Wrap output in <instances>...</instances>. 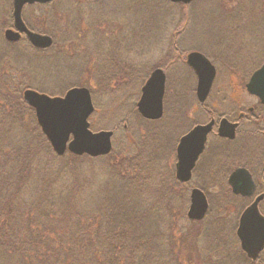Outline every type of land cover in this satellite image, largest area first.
Wrapping results in <instances>:
<instances>
[{
	"label": "rangeland",
	"instance_id": "1",
	"mask_svg": "<svg viewBox=\"0 0 264 264\" xmlns=\"http://www.w3.org/2000/svg\"><path fill=\"white\" fill-rule=\"evenodd\" d=\"M259 1L195 0L192 6H184L168 4L167 0H53L48 5H27L22 12L24 21L35 32L53 38L50 47L34 52L26 40L10 45L6 39L5 30L14 22L13 0H0V61L5 58L16 62L15 68H7L12 74V89L7 85L6 89L15 93L21 88L24 93L30 88L63 96L72 87H88L95 105L90 116L91 129L114 131L112 158L120 151L126 156L128 151L124 148L131 149L135 141L146 143L147 151L159 147L163 155H158L156 162L159 166L166 165L162 179L168 178L165 174H171L168 166L172 163L169 150L174 135L173 113L191 93L176 101L177 98L172 99L174 90L169 88L164 119L150 122L136 111L140 89L153 68L163 66L169 59L175 61L172 63L175 67L170 69L168 86L189 87L194 80L190 70L183 67V61L191 51L204 52L215 59L223 57L219 59L220 66H241L247 73L257 58L255 53L259 60L264 58V9ZM83 16L89 25L85 32L79 27ZM119 67L126 70L125 79H121ZM132 68L136 75L131 78ZM66 154L76 155L69 150ZM93 168L90 162H82L80 167L83 173H89L87 176L92 175ZM209 211L210 218L213 211ZM222 215L234 217L230 210ZM164 222L167 227L168 220ZM225 224L222 219H209L198 225L180 223L186 233L198 230L195 233L198 239L192 245L182 237L180 242L184 243L172 249L171 240L162 237L165 263L182 260V264H187V259L197 258L200 259L197 264H250L240 255L237 244L233 241L224 244L220 240L223 239L220 230ZM187 236L191 238L193 234ZM190 246L195 251L194 257L188 253Z\"/></svg>",
	"mask_w": 264,
	"mask_h": 264
},
{
	"label": "trees",
	"instance_id": "2",
	"mask_svg": "<svg viewBox=\"0 0 264 264\" xmlns=\"http://www.w3.org/2000/svg\"><path fill=\"white\" fill-rule=\"evenodd\" d=\"M15 63L0 61V264H166L161 238L173 249L198 230L186 233L177 223L172 190L179 186L169 173L162 179L157 151L135 141L126 156H57L23 89H6ZM118 71L125 79L126 70Z\"/></svg>",
	"mask_w": 264,
	"mask_h": 264
},
{
	"label": "flooded vegetation",
	"instance_id": "3",
	"mask_svg": "<svg viewBox=\"0 0 264 264\" xmlns=\"http://www.w3.org/2000/svg\"><path fill=\"white\" fill-rule=\"evenodd\" d=\"M50 2H36L27 5L42 6L48 5ZM194 2L195 0H192L188 4H174L192 6ZM259 4L262 5L264 9V0H260ZM27 5H25V7ZM79 21L80 31L85 32L88 30L89 25L84 22V16L81 17ZM27 26L34 32L33 27H31L29 23ZM13 27L14 24H11L10 28ZM24 40H26L28 44L31 43L27 35L23 34L19 41L14 43L10 42V45L22 41L24 42ZM172 52H175V50ZM188 54H190V52H188L187 55ZM203 54L205 53L203 52ZM186 56L183 61V67L190 70L194 83L189 87L168 86L170 69H174L175 66L172 63L175 61L169 59L163 66H157L156 68L162 69L166 76L164 98H162L163 115L154 120L142 116L145 121L150 122H160L164 119L167 113L165 105L169 88L174 90L172 99L174 100V98H177L175 99L176 101L182 97H188L191 93L190 98L186 100L182 98V105L176 106L172 118L174 120V135L169 150L171 156L170 161L172 162L170 163V173L176 185L178 184L179 186V188L175 187L172 190L175 197L174 206L178 208L175 210L177 219L179 218L180 220L181 218V222L177 223L189 222V224L198 225L205 223L209 219H215V221L222 219L226 224L224 227L222 226L220 230V233L223 235V239L220 238V240H222L224 244L229 243V241H233L235 245L237 244L240 255L246 258L248 262L250 261V264H263L264 246L260 249L256 259H251L248 253L243 249L239 229L242 215L246 209L255 202L257 203L259 213L264 217V101L260 96L256 94L253 95V93L247 89L246 85L250 81L253 73L264 65V58L259 60L258 53H255L254 56H257V58L255 62L252 63V67L245 73L244 67L241 66H220L219 59H224L223 57L215 59L205 54L204 56L214 64L216 75H214L215 78L209 95L206 96L207 98L204 101H201L198 95V75L188 64ZM248 63L250 64L251 61ZM156 68L153 69L155 70ZM238 68L242 69L244 73ZM228 69H232L233 72H228ZM152 72H150L148 78H150ZM233 74H235L236 77H233ZM227 85H229V87H227ZM136 111L140 114L138 108ZM209 123H212V129L207 134L202 151L195 159V164L191 170V177L187 181H183L178 177V163L184 154L190 156V159H192L193 151L189 150L191 149V147H189L185 149L184 152L180 147L181 139L191 133L194 128L199 125L204 126ZM222 123H224L225 126L229 125L232 127L233 133L231 134L224 125L221 126ZM225 123H227V125ZM225 129L228 130L229 134H227ZM156 149H158V151ZM156 149L155 151H157L158 155H163L159 147H156ZM190 159L187 160L191 161ZM242 170L246 171L250 176L246 172H242ZM231 179L236 180L235 186H241L242 182L246 180H252L254 186L251 187V189L242 188L235 190V186L230 181ZM195 188L204 192L209 204L208 211L201 220L189 218L187 212L191 205V193ZM209 210L213 211L210 218L208 217ZM228 210L234 214L233 219L226 215H222ZM197 239L198 233L189 238V243L192 242L191 244L195 245L194 242H196Z\"/></svg>",
	"mask_w": 264,
	"mask_h": 264
},
{
	"label": "water",
	"instance_id": "4",
	"mask_svg": "<svg viewBox=\"0 0 264 264\" xmlns=\"http://www.w3.org/2000/svg\"><path fill=\"white\" fill-rule=\"evenodd\" d=\"M53 0H14L13 18L14 27L5 31V37L10 42H17L22 34L27 35L31 44L38 48L46 49L52 45L53 38L48 34L33 32L23 19V9L27 4L47 3ZM172 2L190 3L192 0H170ZM202 52L192 51L188 54L187 62L192 67L198 77V95L204 101L209 95L216 68L214 64L204 56ZM166 76L162 69L156 68L150 78L142 87L141 97L138 101V110L147 119H158L163 115V99L165 92ZM247 89L261 97L264 101V65L253 73L248 82ZM23 98L28 106L35 110L38 126L50 142L53 150L58 155H64L67 150L76 155H89L92 157L107 155L112 150L113 131L91 129L90 116L95 111L93 97L90 89L86 86H75L64 93L63 96H51L34 89H26ZM90 123V124H89ZM227 125V123H225ZM222 123L221 126H223ZM230 133L233 128L225 126ZM230 129H229V128ZM212 129V123L199 125L194 130L181 139L180 147L185 149L191 147L193 157L182 155L178 163V177L187 181L191 177V170L195 164V159L202 151L207 134ZM224 130V128L222 127ZM226 130V129H225ZM227 131V134L228 133ZM230 134V135H231ZM190 159L191 161H188ZM242 172H246L242 170ZM247 173V172H246ZM248 174V173H247ZM249 175V174H248ZM234 176V175H233ZM250 176V175H249ZM235 186L236 180L231 179ZM254 186L252 180L242 182L241 186H235V190L242 188L251 189ZM208 200L204 192L200 189H193L191 193V205L188 216L191 219L201 220L208 211ZM239 235L242 240L243 249L251 259H256L260 249L264 246V217L261 216L255 202L250 206L241 218Z\"/></svg>",
	"mask_w": 264,
	"mask_h": 264
}]
</instances>
